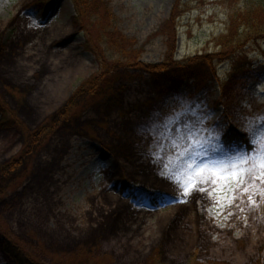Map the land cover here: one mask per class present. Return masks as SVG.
Wrapping results in <instances>:
<instances>
[{"label": "rangeland", "instance_id": "374dc122", "mask_svg": "<svg viewBox=\"0 0 264 264\" xmlns=\"http://www.w3.org/2000/svg\"><path fill=\"white\" fill-rule=\"evenodd\" d=\"M106 1L127 53L98 32L105 13L91 6L79 15L74 0H0V264H18L7 237L36 264H186L194 251L205 264H264V181L221 179L187 196L182 186L191 158L250 151L224 144L230 126L264 133V34L214 71L184 61L221 51L226 0ZM100 54L114 69L74 97L100 74ZM135 57L169 70L139 69ZM198 97L209 128L194 134L169 110ZM47 122L50 135L32 143ZM189 132L201 143L181 149Z\"/></svg>", "mask_w": 264, "mask_h": 264}, {"label": "trees", "instance_id": "16d2710c", "mask_svg": "<svg viewBox=\"0 0 264 264\" xmlns=\"http://www.w3.org/2000/svg\"><path fill=\"white\" fill-rule=\"evenodd\" d=\"M76 2V8L79 15H86V10L93 8L94 12L101 13L104 12L103 20L99 21V25H96L98 32L106 36L108 44L119 49L122 53L132 48L125 36L118 34L116 29H110L108 25V20L110 18L111 12L109 9V4L106 0H74ZM228 12V26L227 32L222 33L216 39V45L221 47V51L217 55L205 54L201 56L191 57L190 61H204L213 67L214 57H220L222 60L229 55L236 53V50L242 46L244 43H248L253 39H260L264 34V0H226ZM225 53V54H224ZM173 50L171 53V59L169 63L173 62ZM129 58V57H128ZM101 60V70L100 74L93 76L92 78L84 81L81 86L76 90L74 97H77L81 93H95L107 76L115 67V62L111 63L104 55L100 54ZM134 65L138 68L149 70L152 72L166 71L167 61L160 64H146L139 61L138 57H135ZM173 64V63H171ZM170 64V66H171ZM74 98L69 101L68 106H66L67 117L69 112L74 108ZM55 126V125H54ZM54 127L52 124L48 123L45 125L38 134H33L31 136V142L37 144L41 142L43 137L50 135ZM226 143L232 144L234 142H244L247 143L248 140L245 138L244 134L239 132L236 128H231L230 131L225 135ZM5 250L12 255L19 264H36L19 245L6 239L4 243ZM198 251H194L189 256L186 264H205L199 260ZM149 264H167L161 260L160 256H155Z\"/></svg>", "mask_w": 264, "mask_h": 264}, {"label": "snow or ice", "instance_id": "6c2138e0", "mask_svg": "<svg viewBox=\"0 0 264 264\" xmlns=\"http://www.w3.org/2000/svg\"><path fill=\"white\" fill-rule=\"evenodd\" d=\"M259 119L264 120V117ZM254 122L250 121L244 127L246 134L251 136L250 143L253 147L249 152L237 153L228 161H211L199 163L194 158L186 162L183 173L182 186L184 195H190L193 190L200 189L199 185L206 182L215 183L217 180L226 179L235 183L238 187L244 185L251 178L252 181H264V133L256 134L253 129ZM216 137L221 136L220 132L215 133ZM193 146L199 145L201 141L188 134ZM248 191L247 188L244 189ZM251 200V197H249ZM253 203H255L253 201Z\"/></svg>", "mask_w": 264, "mask_h": 264}, {"label": "bare ground", "instance_id": "6f19581e", "mask_svg": "<svg viewBox=\"0 0 264 264\" xmlns=\"http://www.w3.org/2000/svg\"><path fill=\"white\" fill-rule=\"evenodd\" d=\"M172 104L171 105V109L169 110L170 113H174V118L179 119L182 118L183 122L188 121L187 123H190L191 126L194 128L193 133L194 134H198L200 133V130L204 128V133L206 132V130L209 128L207 127L208 124L206 122L205 116L207 115V112L209 111L208 105L205 102L203 97H198L197 99H194L190 102H184V101H175V100H171ZM164 109V108H163ZM165 110H163L164 113ZM191 112V114H187V115H183ZM198 115H202V117H198ZM183 130L186 129V127L182 128ZM187 132H185L186 134ZM212 139V138H211ZM190 141L189 138H186V142L185 145L181 146V149H184L187 147V145H189ZM180 149V148H178ZM207 149L209 151H213L215 150L214 147L208 146Z\"/></svg>", "mask_w": 264, "mask_h": 264}]
</instances>
